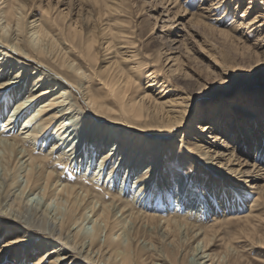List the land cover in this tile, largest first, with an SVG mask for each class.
<instances>
[{
  "label": "bare ground",
  "instance_id": "obj_1",
  "mask_svg": "<svg viewBox=\"0 0 264 264\" xmlns=\"http://www.w3.org/2000/svg\"><path fill=\"white\" fill-rule=\"evenodd\" d=\"M210 2L211 9H217L220 4L231 3V0H220L217 3L210 0ZM263 3L264 0H252L246 11L253 9L255 4L258 6ZM24 8L22 0L6 2L0 8V65L3 66L0 76L5 69L7 71L13 69L11 73L14 75L10 79H16L15 81L5 78L0 80V116L7 115L8 107L12 102L17 101L9 118L2 122L0 130V151L4 162L2 167L12 161V164H16L15 168L10 166L0 173V190L4 184V192L0 200V239L4 235L3 232H7L10 227L4 225L1 228V226L5 221H12V225L14 222L22 228V235L21 238L11 241L10 245L20 241L29 243L26 249L17 251L14 264L24 263L25 250L29 252L28 249L41 253L33 264H248L245 254L247 245L239 249L233 240L238 235L249 237L251 232L245 229H233L227 232L226 226L223 225L225 220L221 222L217 217L212 216L218 210L216 208L218 202L215 203L213 199H209L205 207L207 211L205 218L212 220L208 226L200 225V220L204 218L201 212L204 210L198 208L195 212L194 208L186 210L184 214H175L176 211L172 209L161 208L160 213H157L156 209L160 207L158 205L160 195L152 198L155 195V192H152L153 174L159 165L164 174L170 176H173L171 171L175 167L186 169L191 166L192 168V164L197 161L200 162L199 166L203 163L206 167H214L217 175H227L232 181V184L223 181L229 190L226 198L230 199V209L233 210L228 215L229 219L255 228V217L261 212L258 211L259 201L264 198V183H261L264 181V100L255 98L264 96L255 95L249 101L241 96L240 100L231 103L229 101L231 96L227 93L223 94L219 108L215 107V115L211 112L210 117L208 105H202L204 107L199 117L197 114L193 115L188 122L191 93L184 90L173 93L172 75L164 78L160 70L148 69L147 72L151 71L148 74V83L145 87L141 86L143 72L140 71V65H136L137 63L133 61L135 51H131L130 47L123 43H121L123 45L118 44L115 60L103 70L96 72L92 70L98 58L94 49L95 38L87 35L83 38L74 27L71 37L62 40L60 30L55 29L53 22L42 20L37 25L34 24L31 29L38 38L37 42H32L27 39V33L24 34ZM227 10L226 8L225 14ZM246 11L241 18L244 19ZM193 15H196L199 25L213 27L203 13H193ZM260 16L264 17V12L258 13V17ZM256 18L255 16L243 23L234 18V26L229 29H219V32L234 42H239L241 37L247 40L250 32L258 28V26L254 27ZM4 24L6 25L2 27L1 25ZM241 26L250 32L241 31L238 34ZM105 30L107 34L111 33L112 40L124 39V35L121 34L122 28H119L118 24L113 30ZM8 32L11 34L9 35ZM259 38L258 36L257 40ZM61 42L68 43L66 45L69 47L58 50ZM259 45L260 43L257 47ZM261 45L264 47V44ZM111 47L109 42L107 49ZM257 47L254 48L253 45L256 50ZM74 50H77L79 57L73 56ZM161 55L162 53H159V56ZM29 68L33 71L27 75ZM48 70L81 89L86 98L84 110L76 96L68 89L70 86L50 74ZM177 71L178 68L172 70L174 77H177ZM28 78L31 80V82L29 80L31 87H26L28 83L20 86ZM90 83L98 85L97 89L91 90ZM24 91L25 94L28 93L24 95L22 93ZM227 100L230 102L227 104L230 105L226 111L223 107ZM148 103L154 110L149 108V105L148 108L146 107ZM85 106L92 110L91 112L95 113L92 116L103 121V124L89 120L88 113H84ZM149 109L153 110L154 113H150L156 117V121L159 115L164 116L165 121L162 120L164 126H161L163 131L156 128L148 130L147 126L142 124L143 116L149 113ZM227 117L231 120V127L236 130H231V127L223 128L222 124ZM22 120L23 127L17 133L16 127ZM186 122H188L186 129L177 139L181 144L169 142L168 149L167 144L162 146V150L166 152L161 157L156 149L151 151L148 147L153 143V139L142 135L147 130L149 133L154 131L158 132L157 134L170 135ZM257 130L261 133V137L257 136ZM238 134L240 137L234 142ZM56 135L58 138L51 145L50 152L41 151L42 155H38L32 148V144L34 143V146L38 142L44 146L49 138ZM250 142L255 147V151H252L254 153H247L249 156L246 158L236 153L237 149L240 151L243 146H250ZM157 144L160 146L162 143L157 141ZM89 148L91 152H88ZM100 151H103V154L94 163L97 165L94 167L90 183H87V180H68L63 176V171L58 166L59 162L55 163L52 160L55 153L58 154L55 157L60 160L76 159L77 166L81 167L86 158L93 159V155L96 158ZM13 156L14 160H12ZM253 156L254 161L250 162L247 158ZM148 158L151 159V165L148 164V167L136 174L140 164ZM88 168L86 167V171ZM222 168L224 172L221 171ZM12 169L14 171L10 175ZM108 169L111 170L108 176L104 177V172ZM200 169L199 173L205 174L206 170ZM123 170L122 181L119 187L114 189L115 192L121 193L104 191L109 183L116 186ZM134 173L136 175L131 181ZM20 175L25 178V185L21 192L16 194L14 189L20 186ZM95 178L102 180L103 187L94 183ZM34 192H38L41 198L47 201V205L50 206L51 202L57 204L58 217L47 212L48 209H44L46 206H41V203L32 202L29 196ZM128 196H131L137 206H144L145 210L135 212L134 206L132 207L129 199L126 198ZM167 196L162 201L166 200ZM248 196L254 199L247 207L245 200ZM172 201L169 198L166 200L167 204H171ZM246 207L248 211L244 214L234 213V210L238 211ZM227 209L228 206L225 212ZM163 210L167 212L164 214ZM86 222L93 226L89 233L83 232ZM220 233L231 236L222 239ZM38 238L43 240L36 246L34 242ZM220 241L223 246L221 250H216ZM10 245L6 243L0 247V257L6 251L4 248Z\"/></svg>",
  "mask_w": 264,
  "mask_h": 264
},
{
  "label": "rangeland",
  "instance_id": "obj_2",
  "mask_svg": "<svg viewBox=\"0 0 264 264\" xmlns=\"http://www.w3.org/2000/svg\"><path fill=\"white\" fill-rule=\"evenodd\" d=\"M11 1L13 2L18 0H0V8L2 7V5H5L6 2H11ZM22 1L24 2V7H25L23 10L24 25H25L24 34L27 33L26 35L27 39H30L32 42L38 41L37 35L33 34L34 30H31L33 29V25L34 24L37 25L38 22L40 23L42 20L43 21L51 20L53 22V26L55 27V29H57L58 31L60 30V36L62 40L71 37L74 27L77 28L78 32L80 33V36H83V38H85L86 35L89 36L90 38H95L96 48L94 47V49L97 51L98 58L97 61L94 62L92 70L96 72L98 70H103L105 67H107V65L111 64L113 60H115L114 57L116 54L115 51H117L119 45L123 43L124 45L127 44L130 47L131 51L132 50L135 51L134 53L136 55L134 58L135 60L133 61L135 62V64L137 63L136 65H140V69H141L140 71L143 72V77L142 80L140 81L141 86L145 87L148 83L149 80L148 74L151 72V71L147 72L148 69L160 70V74L164 78L165 77L168 78L170 77V75H172L173 81L171 82V85L172 88L174 89L173 93L177 91H179L180 93L181 92L180 90L188 91L191 93V98L189 99L191 102V106L188 107L190 111L187 119L188 122L192 119L193 115L197 114L198 115L197 117H199L203 107L206 104L208 105V110L210 109L209 116L211 117V112L213 113V115H215L214 113L216 111L215 107L219 108L220 106L219 101L221 95L223 94L227 93L229 94L228 96H231L230 99L228 98L231 103H233L237 99L240 100L241 96L244 97V100L246 101L253 99L255 95H258L260 97L264 96V47H262L261 45V43L264 44V24L261 25L262 23H264V17L263 16L258 17V13L261 14L262 12H264V3L258 6H256L255 4L253 9L246 11V9L249 7L250 1L252 0H231V3L229 2L228 4H226V2H224V4L223 3L220 4V6L217 9H211V4H209L211 3L210 0H203L204 2L202 0H178V2L176 0H22ZM218 1L220 0H214V3L215 2L217 3ZM108 6H111V8ZM204 6L208 8L202 9V7ZM226 8L228 9L227 14H225ZM244 10L246 11V16H244L243 19L241 18V15L245 14ZM193 13H197V14L203 13V15L207 17L208 22L212 23L213 27L199 25L200 23L197 21L196 15H193ZM255 16L257 17L256 18L257 21L255 22L256 24L254 25V27L256 28L258 26L257 30L250 32V30H248L247 28L244 29L242 26L239 27L238 29V34L241 31L243 33L250 32V35L247 40L244 37H241V39H239L240 43L237 41L234 42L233 40H230L229 38L222 36L221 33L219 32V29L222 28L229 29L231 26H234L235 25V24L233 25L234 18L236 19V21L240 22L241 20L243 23V22H248L250 18H253ZM113 20L114 22H116V24H118L119 28H122L121 34L124 35L123 40L120 39L112 40L111 33L107 34V30L105 29H111V30L115 29L116 24L113 22ZM5 25L6 24L1 26L3 27ZM8 33L9 35L11 34V32ZM256 33H258V35ZM258 36L260 37L259 40H257ZM243 41H245L246 43L244 44ZM107 42L108 43L110 42V46H112L109 50L107 49V45H108ZM63 43L64 42H61L60 46L58 45L59 46L58 50H61L63 47L64 48L69 47L68 45H66L68 43L66 44ZM258 43H260L259 47H257ZM253 45L254 48L257 47V50L253 48ZM73 52H74L73 56L79 57V53L77 52V50H74ZM159 53H162L163 56L162 55L159 56ZM177 68H178V71L176 72L177 77H174L173 75L174 73L172 72V70ZM2 69L3 66L0 67V71ZM12 70L7 71V69H5V72L3 71L4 72L3 75L1 74L0 76V80L4 78L10 79V77H13L14 73H11ZM32 71L33 69L29 68L27 75H29V73ZM49 73L56 76L59 80L66 82L67 85L70 86L68 87V89L71 90L72 93L76 96L78 103L82 105V108L84 110V105H86V98L84 96V93L81 91V89H78L77 87L71 85L66 79H64V77L60 75L58 76V74H54V72L52 71L51 72L49 71ZM28 77L31 78L33 76H28ZM29 78L27 80H24V82H22V85L20 86H23L24 83L26 84L28 83L26 87L30 88L31 80ZM10 80L15 81L16 79L11 78ZM97 86L98 85L96 84L90 83L91 90L97 89ZM22 93L26 95L28 92H26V94L25 91ZM255 99L264 100V97L255 98ZM229 101L227 100L226 104H224V107L222 106L223 109L226 111L230 105L227 104V102L230 103ZM16 102L17 101L15 100L14 102L11 103L12 106L10 105L8 107L7 115L0 116V130H1V125L3 124L2 122L6 118H9L8 116L12 113L13 108L17 104ZM148 105L149 108H152V106H150V103L147 104L146 106L147 108ZM85 107H86V111H84V113L86 114L88 113L87 117L89 120H92L95 123L99 122L103 124V121H100L96 117L92 116L95 114L91 112L92 110H89L87 106ZM152 109L154 110V108ZM153 110L151 111L149 109L148 110L149 113H146L143 116L144 121L142 122V124H144V126H147V128L146 127L144 128L148 130L156 128V130L163 131L161 126H164L163 125V121H165L163 120L164 116L159 115L157 117L158 121H156V117L152 115L154 113ZM90 117L92 118L90 119ZM188 122H186L178 130H175V133L170 135L157 134L158 132H154V131H152L153 132L152 134V132L149 133L148 130L144 131L142 135H146L148 136V138L153 139L154 144L151 143L148 145V147L151 151L153 149L154 150L156 149L155 151L158 152L161 157L163 156V153L166 152L165 150L162 149L167 143L170 142V144L171 143L181 144V142H179L177 139H179L181 133L186 129ZM222 125L223 128L226 127L230 129L232 125L230 118L229 117L225 118V122ZM22 127H23V120L16 127V131L18 130L17 133L21 130ZM12 129L14 128L12 127ZM231 130H236V128L231 127ZM256 134L258 137H261L260 136L261 133L259 132V130H257ZM22 135L24 136L25 134ZM53 137L49 138V140L47 141V143L44 144V146L39 142L34 146H33L34 143L33 144L31 143L32 148H34V150L38 155H42L41 151L42 152L44 151L43 153L50 152V149L52 148L51 145L58 138L57 135L56 137H54V139ZM239 137H240L239 134L236 135L234 138V142L238 141ZM157 141L162 143L163 145L161 144L159 146V144H157ZM170 144H167L166 148ZM250 144L251 145L248 147L243 146V148L240 151L237 149L236 153L239 154L241 157L246 158L247 156H249L247 155V153L255 151V147L253 146V143L250 142ZM90 150L91 148H89L88 152H91ZM102 152L103 151H100L97 154L96 158H94V155H93V159L86 158V160H84V162L82 163L81 167L77 166L75 162L76 159L73 161H71L72 159L66 161L67 160L66 158H62V160H60L55 157L58 155L55 153L53 154L52 160H54L55 163L59 162L58 166L60 170L62 169L63 176L68 180H74V181L87 180L86 182L90 183L93 176L94 167L95 165H97L94 163L97 162V159H99V157L103 154ZM14 158L15 157L13 156L12 160H14ZM79 158L82 159L83 157H79ZM247 159L250 160V162H253L254 156ZM2 162H3L2 152L0 151V173L4 172L6 168L10 166L14 168L16 166V164L15 165L12 164L13 162L12 161L10 162V164H7L4 167H2L3 166ZM148 164L151 165V159L149 158L144 163L140 164L138 170L135 173L137 174L138 171H142L144 168L148 167L149 166ZM199 165L200 162L197 161L196 163L192 164V168L191 166H188V168L186 167V169L175 167L171 171V173H173V176H170V174L165 175L161 169V166L159 165V167L153 174L154 186L152 187V192L153 191L155 192L154 193L155 195H153L152 198H155L160 195L161 203L159 202L158 205L160 207H157L156 212L158 213L161 208L164 209L166 208L167 210L172 209L173 211H176L175 214H184L187 212L186 210H191V208H194V212H195L196 208H198L201 211L204 210V212H201V215L202 216L204 215V218L202 217V221L200 220L201 222L200 225L208 226L212 222V220L211 218H205L206 217L205 213H207V211H205V207L206 205H208L209 199H213L215 203L218 202L217 203L218 206L216 205V208L218 210L217 213H214L215 215L212 214V216L217 217V219H219V221L221 222L225 220L223 225L226 226L225 230L227 232H230L233 229H245L251 232L249 237L244 235H238L235 236L233 240L234 244L239 249H242V247L247 245V247L245 248L246 261H248L247 263L264 264V198L259 201L258 211L261 212L258 213L255 217L256 218L255 228L244 226V224H242L241 222H235L232 219H229L228 215L231 214L230 211L233 210L230 209V203H231L230 199L226 198V195H228L227 191L229 190L227 189L223 181L231 182V184L232 181H230L227 175L224 176L217 175L214 172L215 170L214 167H206L203 163L202 166ZM167 166L168 164H166V167ZM86 167H89L87 171H86ZM200 168L206 170L205 174L202 173L203 177L201 172L199 173V171H201ZM223 169L224 168H222L221 170L222 172H224ZM110 170L111 169H108L106 172L103 171L104 177L108 176ZM124 170L122 172L120 180L117 183L118 186L117 184L115 186L109 183L110 185L108 184V186H106L103 190L112 191L115 194L116 192L121 193L119 191L115 192L114 189H117V187H119V183L122 181ZM13 171L14 170L12 169L10 175ZM135 173L134 175H132L131 181L134 179L133 176L135 177L136 175ZM94 181L93 182L96 183L99 187H103L101 179L95 178ZM261 183H264V181H261ZM24 185H25V178L23 177V175H20V186L14 189L16 194L21 192ZM2 192H4V184L2 185V188L0 190V200L2 198L1 197ZM166 196L169 199L173 200L171 204H167L166 200L168 198L162 201V199L165 198ZM190 197L192 199H190ZM255 197L256 195L254 196V198ZM29 198L32 199V202L35 201V203H41V206L44 207L46 206L44 209L47 208L48 209L47 212H49L51 215L58 217L59 211L56 203L51 202L52 204H50V206L47 205L46 204L47 201L45 202V200L41 198V195L38 194V192H34L33 194L30 193ZM126 198L129 199L130 205L132 207L134 206L135 212H140L139 210L142 211L145 210L144 206L143 207L137 206L136 203L132 201L131 196H128ZM250 198L251 197L248 196L247 200H245L247 207L254 199V198L252 199ZM202 199L205 201H203ZM188 205H192V206H188ZM180 206H182V208ZM219 206H221V208H218ZM224 206L226 208L227 206L229 207V209H227V212H225L226 208ZM247 207L244 209L241 208L238 211L234 210V213L239 212L240 214H244L245 212L248 211ZM167 210H163L162 213L165 214ZM148 211L149 210H146V212ZM224 213H228V214H224ZM90 214L91 212L88 213V215ZM4 225L10 227L8 228V230H6L8 233L5 231L3 232L4 235L0 239V247L6 243H9L10 245L11 241L21 238L22 235V231H21L22 228H20L17 223L13 222L12 225V221H5V223L3 224V226H1V228H3ZM84 226H86L87 228L85 227L83 232H88V233L91 231L93 227L92 224L88 222H86ZM18 228H20V230H18ZM229 236H231V234L220 233V237L222 239L224 237H229ZM32 239H36V238H32ZM42 240L43 239L38 238L36 242H34V244H36L37 246L42 242ZM219 243H220L219 245L220 247L219 246L216 247L215 248L216 250H221V247L223 246L221 244L222 241H220ZM49 244L52 245L50 242ZM28 245L29 243L20 241L17 242V244L15 245L12 244L10 246H6L4 248L6 249L4 255L0 257V264H14L13 261H16L15 257L17 255V251H19L20 249L22 250L24 248L26 249ZM28 250L29 252H27V250H25L26 252L24 251L25 255L23 259L24 260L23 264L35 263V261H37L39 255L41 254L39 252L37 253V250L36 252L35 250L33 251L31 249Z\"/></svg>",
  "mask_w": 264,
  "mask_h": 264
}]
</instances>
